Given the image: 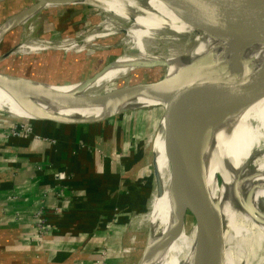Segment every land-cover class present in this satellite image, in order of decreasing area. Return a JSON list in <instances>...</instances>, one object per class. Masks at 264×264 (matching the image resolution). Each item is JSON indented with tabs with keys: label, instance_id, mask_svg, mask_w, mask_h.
Masks as SVG:
<instances>
[{
	"label": "bare ground",
	"instance_id": "6f19581e",
	"mask_svg": "<svg viewBox=\"0 0 264 264\" xmlns=\"http://www.w3.org/2000/svg\"><path fill=\"white\" fill-rule=\"evenodd\" d=\"M6 1L0 0V3L4 4ZM73 3L92 5L102 13V19L96 23L100 28L90 30L82 43L86 45L95 38H104L121 31L123 32V37L119 41L122 45L121 51L108 64H104L100 74L81 79V93L78 92L75 96L45 93L42 89H37L38 86L26 82V79L24 81L20 77L10 75L5 76V82H0V88L16 93L9 99L11 103L17 101L21 105L26 104L30 111L39 112L40 105L36 101L57 106L58 108L53 110L63 113L48 118L60 121L91 122L107 116L86 119L78 115H68L77 112L108 115L148 106V103H155L150 101V98H154V91L160 92L159 96H155L158 100L156 102L178 101L180 106L187 107L189 113L194 114L189 130L192 131L196 126L202 125L201 134L197 136L195 132L191 136L193 143L184 150L185 154L190 153L192 156L187 160L193 159L197 180L201 181L202 185L207 181L205 197L211 201V209L214 212L210 213L209 218L219 220L223 228L221 240L224 247V264H264V232L257 230L264 227V94L255 98H250L248 94L244 99H231L235 114L238 103L245 104L248 124H251V139L246 160L249 169L248 184L247 187H242L241 193L242 197L247 193L246 206L235 228H230L232 222L230 214L242 162L240 134L236 129L237 123L235 128L234 112L229 121L225 105L221 103L222 98L202 99L199 85L179 97L172 98L179 87L208 76L229 77L233 81L229 88L232 94L241 95L247 87H254V84L264 79V38H246L221 31L208 22L199 10L179 1L169 5L162 0H31L27 4L19 5L11 14L0 19V40L9 29L16 25H25L39 9ZM82 47H77L72 38L58 43L29 42L20 39L10 52L28 53L50 48L52 54L60 51L63 56ZM245 55L248 58H243ZM160 60L167 63L166 67L161 69L160 80L148 85V89H142L143 91L131 93L126 97L120 96L119 91L122 89L134 90L129 85H138L140 88L143 84L139 83H144H124L128 74L147 66H154L155 70H159L160 67L156 64ZM106 67L109 70L104 73ZM254 74L258 76L255 75L254 78ZM117 79H122V82L115 84L113 81ZM106 88H111L113 92L106 94L109 90ZM123 92L125 95L126 91ZM134 95L140 97L137 103L135 98H132ZM255 99V106L252 109L249 102ZM124 100H128L130 105L115 106L117 109H113V105ZM78 103L84 110L72 109ZM59 107L72 110H61ZM0 110L8 112L3 106H0ZM212 111L220 118L212 117ZM26 112L27 110L19 111L18 117H23ZM223 122L225 125H220ZM219 145L227 148V158L226 167L217 181L215 149ZM163 151L159 147L158 160L154 164L151 179L153 190L149 195V204L144 215L150 232L147 238L149 250L147 247L146 250L148 253L151 252L149 254L151 258L145 259L144 262L194 264L197 252L196 231L190 235L189 245L184 237L179 242L177 240L174 247L175 239H178L176 229L183 227L184 203L178 197V189L174 190L172 185L170 166L160 162ZM178 154L183 155L182 152ZM165 237L167 243L165 247L163 246V251L158 253L156 249Z\"/></svg>",
	"mask_w": 264,
	"mask_h": 264
},
{
	"label": "crops",
	"instance_id": "0c3cea01",
	"mask_svg": "<svg viewBox=\"0 0 264 264\" xmlns=\"http://www.w3.org/2000/svg\"><path fill=\"white\" fill-rule=\"evenodd\" d=\"M45 104H40L39 112L29 110L23 118L16 111L6 112L29 123L26 135L5 136L3 129L8 123L1 119L0 226L9 232L13 231L10 227L26 225V241L35 245L31 240L34 209L42 204L51 211L62 202L63 211L49 215L54 229L43 238L49 246L40 250L44 264H100V246L106 250L104 264H134L143 229L133 217L146 191L142 187L146 176L139 162L143 148L128 156V147L123 146L126 139L122 142L120 126L126 116L114 114L91 122L51 120L48 117L63 112ZM23 108L28 110L26 104ZM83 115L94 117L86 113L78 116ZM56 171H63L66 177L57 180ZM59 183L65 185L69 200L60 202L54 196ZM131 235L132 247L125 252L123 247L131 243Z\"/></svg>",
	"mask_w": 264,
	"mask_h": 264
},
{
	"label": "rangeland",
	"instance_id": "374dc122",
	"mask_svg": "<svg viewBox=\"0 0 264 264\" xmlns=\"http://www.w3.org/2000/svg\"><path fill=\"white\" fill-rule=\"evenodd\" d=\"M28 2H31V0H7L4 4L0 3V19L5 15L11 14V12L14 9H16V7H18L19 5H22L24 3L27 4ZM101 19H102V13L96 7L81 3L60 4L56 6L44 7L42 9H39L36 12V14H34L28 19L25 25L23 26L16 25L12 29H10L5 36L4 35L2 36L0 40V71L14 75H24L25 77H20V78L23 79L24 81L26 79L27 80L26 82L30 83L32 86H38L36 88L42 89L45 93H49V94L60 93L63 94V96L77 95V93L80 92L81 90L80 88L82 86L81 79L91 78L89 77L91 76V74L94 75L100 74L102 72L101 65L108 64V62L113 60L116 54L119 53L122 49V45L119 43V41L123 37V32L121 31L115 32L114 34L108 35L107 37L104 38H95L86 45L82 43V41L86 39L87 33L90 30L100 28V26L99 27L96 26V23H98ZM69 38L73 39L77 47H82V46L83 47L76 51L73 50L69 55L67 54L63 56L61 55L62 53L60 51H56V52L54 51L55 54L54 53L52 54L50 48L38 50L34 52H28V53L10 52L11 48H13L19 42L20 39H24L25 41H29V42L46 41L49 43H58L61 40L69 39ZM243 58H248V57L247 55H245ZM156 65L160 67L159 70L157 69L155 70L153 68L154 66H147L145 68H141L133 71V73L128 74L125 77L124 83L126 82L138 83V82L160 80L162 76L161 69L166 67L167 63L165 60H160ZM108 70L109 68L106 67L104 73L108 72ZM232 71L233 70L231 67V72ZM255 75L256 77L258 76L257 74H254V78ZM31 77L34 78V80L30 79ZM35 79L46 80L47 82L49 81L50 82L48 84V83H44L43 81H35ZM55 82H59V83H55ZM113 82L115 84H120L122 82V79H117L114 80ZM130 90L131 89H127V90L122 89L121 91H119V94L121 97L122 96L126 97V95L128 96L129 94L134 93L131 92ZM108 91L113 92L111 88ZM115 91H118V89H115ZM123 91H126L125 95L122 94L124 93ZM128 91H130V93H127ZM153 93H154V98H150L151 99L150 101H153L155 103L152 104L148 103V106H140L136 108L126 109L121 112L108 114V115L124 114L127 118L126 121L120 127L123 130L122 142L124 141V138L126 139V141L123 142V146L128 147V150L126 151L128 156H130V154L135 152L134 150H136L137 148L138 149L143 148V154L140 156L139 162L146 176V179L142 180V187L144 189L146 188L147 189L144 193L141 194L142 195L140 198L141 202L139 205L140 208L137 211L135 217H133V221L137 222L138 227L145 229L144 236H141V240L143 241V244L141 246L140 253L136 258V261L139 260L138 264H154L152 262L151 263L144 262L145 259L151 258V256L149 255L151 252L148 253L149 245L147 243L148 242L147 238L149 237L148 233L150 232L147 231L149 229L146 225V219L144 215L146 212V208H148L149 195L153 190V180L151 179H152V175L154 174V164L158 160L156 156L157 154L155 152L156 149L155 140L157 139L161 148L164 150L163 140L165 138V129H166L165 125L169 117V115H167V110L170 107V104L171 106L174 103L179 104L178 101H174V100L173 102L171 101L170 103L156 102L158 100L155 98V96H159L160 92L154 91ZM12 94H16V93L14 92L9 93V91L0 88V106H3L8 112H12V111L19 112L21 110H25L23 108V105H22L23 109H20L21 108L20 104L4 102V101H11L9 100L10 99L9 97H13ZM133 97L135 98L137 103L138 102L137 99L140 97H138V95H134L132 96V98ZM127 101L128 100H124V102L122 103H117L113 105L114 107L113 109H117L115 108V106L121 107L124 105H130V103H128ZM255 101L256 99L249 102L250 106H252V109H254ZM36 102L39 105L42 103L40 101H36ZM102 102H103L102 103L103 106L106 107L104 101ZM221 103L225 105V113L229 121L231 120L234 112L235 128L237 123L236 129L240 134V149H241L240 159L242 165L240 167L239 176L236 181L237 193L235 192L232 213L230 214V220L232 221L230 223V228L232 227L235 228V226L238 225L237 223L238 220L244 214L245 212L244 206H246L247 193L245 195L242 194L243 197L241 196V193H242V187L244 186L247 187L248 184L247 178L249 176V169L246 160L248 156L249 141L251 139V124L250 125L248 124L245 104L238 103L236 110L237 115H236L234 110L235 107L233 106L231 99L222 98ZM45 106H52L51 108L53 109L58 108L57 106L48 103L45 104ZM80 107L81 104L78 103V105L72 109L84 110L82 109L83 107L82 108ZM86 107L88 108L89 105L87 104ZM152 107L155 108V110L153 111L155 114V118L152 117L153 112L149 110L152 109ZM60 109L62 110L65 108H60ZM72 109H65V110H72ZM26 113H29V110H27ZM80 114L81 113L77 112L69 116H77ZM108 115L95 114L93 116L95 118H99ZM142 116H145V118L151 120L148 121L149 123L144 128L139 129L140 131L135 129H134L135 131H133L132 130L133 128H131L133 123H135L136 120L138 118H141ZM211 116L214 118L219 117L216 113H214V111H212ZM82 117L86 119L94 118L92 116L88 117L85 115H83ZM4 118L7 119L8 124H10L12 120L13 121L23 120L21 118H15V117L11 118L10 114H6V112L0 110V122L1 119ZM31 120L32 119H30V121ZM220 125H225V123L223 122ZM128 129H130V131H128ZM153 145L155 149H153ZM226 149L222 145L217 146V148L215 149V171H216L217 181L221 178L222 173L226 167V158H227ZM178 151L182 152L183 156L186 155L184 148H181ZM160 162L162 164L169 166L172 164L175 165L177 163V161L174 160L172 161L171 164L170 158L168 157V155H166L165 151H163ZM198 183L201 186L202 193L205 195V193L207 192V181H204L203 185L201 181H199ZM236 197L239 201L240 200L243 201L241 205H237ZM209 202L211 203V201ZM183 205H184V210H183L184 216H183V225H182L183 227L176 229V234L178 239H175L176 244H174V247H176L177 245V240L179 242L180 240H183L184 237H186V242L189 245L190 244L189 242L191 240L190 235L196 231L193 217L188 211L185 210V204ZM128 223H131V219H129V217H128ZM257 230L258 232L259 231L264 232V227H259L257 228ZM126 231H128V228ZM132 237H133L132 235L129 237L130 241ZM260 239L263 240L262 238ZM100 247L105 248L104 246H100ZM130 247H132V241L131 243L128 242V244L125 245L123 248H125V252H126V250H129ZM146 247L148 250H146Z\"/></svg>",
	"mask_w": 264,
	"mask_h": 264
},
{
	"label": "water",
	"instance_id": "95a60500",
	"mask_svg": "<svg viewBox=\"0 0 264 264\" xmlns=\"http://www.w3.org/2000/svg\"><path fill=\"white\" fill-rule=\"evenodd\" d=\"M162 1L169 5H173L176 1H179L182 4L196 8L208 22L221 31L246 38H264V0ZM103 66L104 64L101 68ZM6 75L12 77H25L24 75H14L0 71V82H5ZM93 75L94 74H91L89 77ZM30 79L34 80L32 77ZM35 81H43L49 84L46 80L35 79ZM231 81L232 80L226 76L204 77L179 87L174 92L172 98L179 97L198 85L202 91V99L224 98L235 100L244 99L248 94L250 98H255L264 94V79L254 84V87H247V90L241 95L232 94L230 92L229 88ZM153 82L154 81H147L139 83L145 85L144 87H142V85V88H138V85L133 86L131 84L129 86L132 87V89L134 88V90L130 91L134 93L143 91L142 89H148V85ZM130 91L127 93H130ZM249 91L251 92L248 93ZM106 94H110V91H107ZM167 115H169V117L165 125V138L163 140L164 151L170 158L171 164L174 160L178 163L176 166L170 165L171 182L174 190L178 189V197L185 204V210L191 214L194 220L197 250L194 256V264H224V247L221 240L223 233L222 225L219 220H212L209 218L210 213L214 214V212L211 209V203L202 193L201 186L196 178L193 159L187 160L192 158V156L190 153L183 156L179 155V152H177L181 148H185L193 143L191 136L194 135L195 132H197V136H199L201 134L202 125L196 126L195 129L193 128L192 131H190L189 124H191V121L194 119V114L189 113L187 107L180 106L178 103H174L172 106L170 104ZM166 240L167 237L161 240L162 243L156 249L158 253L163 251V246L167 243ZM138 262L139 260H137L135 264H138Z\"/></svg>",
	"mask_w": 264,
	"mask_h": 264
},
{
	"label": "trees",
	"instance_id": "16d2710c",
	"mask_svg": "<svg viewBox=\"0 0 264 264\" xmlns=\"http://www.w3.org/2000/svg\"><path fill=\"white\" fill-rule=\"evenodd\" d=\"M149 110L153 112L155 108L152 107V109ZM152 117L155 118L154 112L152 113ZM150 120L151 119H147L145 116H142L141 118H138L135 123H133L132 127H130L133 128V131L142 129L149 123L148 121ZM128 131H130V129H128ZM155 146L156 151L159 149V147H161L157 139L155 140ZM236 203L237 205H241L242 202L236 197ZM10 228L13 231L10 230L8 232L7 229L0 226V264H44L45 258H43L44 256L40 254V250L42 247L48 246V241H46V238L44 241L42 240V244H40L42 242L41 241L39 244L36 243L37 245H29L26 241L27 238L25 237L27 228L26 225H16L15 227ZM144 234L145 229H143L139 234L140 237L138 238V249L135 253V259L140 253L141 246L143 244L141 236H144ZM134 262L136 261L134 260Z\"/></svg>",
	"mask_w": 264,
	"mask_h": 264
},
{
	"label": "built area",
	"instance_id": "2783aa9c",
	"mask_svg": "<svg viewBox=\"0 0 264 264\" xmlns=\"http://www.w3.org/2000/svg\"><path fill=\"white\" fill-rule=\"evenodd\" d=\"M30 132L29 123L25 121H11L10 124H7L6 127L3 129V134L5 136H19V135H26ZM66 174L63 171H56L55 178L59 181L64 179ZM65 185L63 183H59V185L54 189V196L58 198L61 202L70 199V194H65ZM45 193H42L44 195ZM64 204H55L51 211H47L42 204H39L36 209H34L32 213V225H33V235L31 240L35 243H39L43 240V238L48 235L50 232L53 231L54 226L50 224L48 221L49 215L51 213L56 214L57 212H62L64 209ZM98 259L100 264H104L103 260L105 257L106 250L103 247H100L97 251Z\"/></svg>",
	"mask_w": 264,
	"mask_h": 264
}]
</instances>
